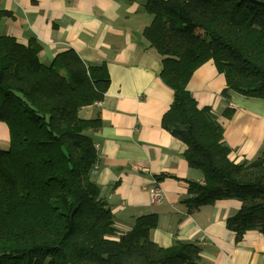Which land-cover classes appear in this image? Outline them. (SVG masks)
<instances>
[{
    "label": "trees",
    "instance_id": "trees-1",
    "mask_svg": "<svg viewBox=\"0 0 264 264\" xmlns=\"http://www.w3.org/2000/svg\"><path fill=\"white\" fill-rule=\"evenodd\" d=\"M264 0H145L153 17L144 38L162 57L161 79L174 99L162 127L186 146L190 168L182 202L192 212L217 200L241 202L227 226L241 239L264 235V155L236 164L224 129L210 107L188 91L193 74L213 61L226 79L222 95L264 99ZM11 16L0 9V21ZM40 46L0 37V122L10 143L0 150V264H198L200 248L156 245L157 216L139 218L120 234L114 215L91 179L98 150L86 132L99 119L82 108L101 102L110 79L105 66H87L73 50L51 64ZM232 110L226 115L231 116Z\"/></svg>",
    "mask_w": 264,
    "mask_h": 264
},
{
    "label": "crops",
    "instance_id": "crops-1",
    "mask_svg": "<svg viewBox=\"0 0 264 264\" xmlns=\"http://www.w3.org/2000/svg\"><path fill=\"white\" fill-rule=\"evenodd\" d=\"M0 9L11 15L0 21V37L24 46L35 41L43 63L73 50L87 66H105L110 85L104 99L82 108L79 117L101 122L86 132L99 154L91 179L120 234L139 218L155 215L150 238L161 248L197 245L198 264H264V235L249 230L237 239L227 226L240 201L217 200L192 212L182 203L188 181L201 183L203 174L189 167L185 144L162 127L174 93L161 79L162 57L144 38L153 20L145 0H0ZM225 88V76L211 60L195 71L187 89L223 127L229 159L251 163L264 155V99L236 93L226 98ZM9 143V128L0 122V150ZM155 187L163 198L152 204Z\"/></svg>",
    "mask_w": 264,
    "mask_h": 264
},
{
    "label": "built area",
    "instance_id": "built-area-1",
    "mask_svg": "<svg viewBox=\"0 0 264 264\" xmlns=\"http://www.w3.org/2000/svg\"><path fill=\"white\" fill-rule=\"evenodd\" d=\"M150 193H151V203L152 204L158 203L163 198V194L161 190L156 187L155 189L153 188V190H151Z\"/></svg>",
    "mask_w": 264,
    "mask_h": 264
},
{
    "label": "water",
    "instance_id": "water-1",
    "mask_svg": "<svg viewBox=\"0 0 264 264\" xmlns=\"http://www.w3.org/2000/svg\"><path fill=\"white\" fill-rule=\"evenodd\" d=\"M264 5V4H263Z\"/></svg>",
    "mask_w": 264,
    "mask_h": 264
}]
</instances>
